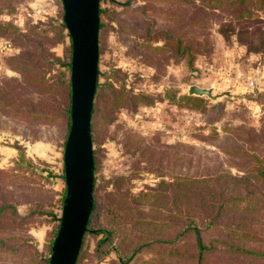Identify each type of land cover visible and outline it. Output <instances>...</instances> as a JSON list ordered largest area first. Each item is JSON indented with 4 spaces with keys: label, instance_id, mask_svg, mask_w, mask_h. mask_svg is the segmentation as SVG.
Returning a JSON list of instances; mask_svg holds the SVG:
<instances>
[{
    "label": "rangeland",
    "instance_id": "1",
    "mask_svg": "<svg viewBox=\"0 0 264 264\" xmlns=\"http://www.w3.org/2000/svg\"><path fill=\"white\" fill-rule=\"evenodd\" d=\"M124 1L98 2V7L105 11L100 15L103 27L97 40L96 83H110L117 88L121 85L137 99L125 97L122 105L114 107L105 125L90 127L94 138L91 145L92 157L93 149L95 155V184L109 181L103 191L115 194L124 189L135 194L160 180L172 182L177 176L212 177L221 169L241 174L233 166L236 160L223 154L219 147L223 141L228 143L234 127L264 130V45L253 51L235 32L244 26L264 29V9L251 6L248 18L240 23L225 13L208 14L202 20L204 26L192 30L182 21L176 24L152 14V10L159 14L185 10L172 0H127L128 6L121 4ZM61 14L60 0H0V21H11L21 32L0 36V80L20 79L18 72L8 67L6 58L25 51H47L49 54L44 56L48 60L55 56L69 61L67 32L64 26L55 27L61 23ZM255 18L259 21L250 23ZM138 21H146L148 31L176 28L183 38L185 34L192 35L197 50L191 63L187 57H177L173 42L161 34L149 41L161 51H141L138 43L142 36L128 29ZM59 31L61 37L57 38ZM52 63L51 70L45 74L47 79L53 81L58 71L63 70L68 82L69 69ZM248 81H252L251 87L247 86ZM192 84L212 85L213 94L228 90L233 96H221L215 101L203 96L200 98L205 110L189 109L180 97L187 95V86ZM170 92L172 101L168 97ZM13 94L19 103L27 100L34 107L48 105L50 109H62L64 105V98L57 92L51 96L34 94L28 85L21 86V82ZM140 95L149 104L143 105ZM94 96L95 91L93 102ZM213 104L216 105L211 108ZM50 118L28 119L0 110V200L9 201L16 217L22 218L20 225H0V235L10 237L6 245L16 249L0 252V264H38L39 260H46L47 264L64 191L61 153L67 132L64 117L50 115ZM37 145V150L31 151ZM119 175L127 179L117 182L115 189L110 181ZM101 192L98 189L96 195ZM200 219L207 217L199 213L197 220ZM117 230L110 245L121 243L119 249L128 251L132 227L123 220ZM260 233L263 235L264 229ZM99 237L83 233L82 250L78 251L75 264H123L108 247H101L100 254L96 252L95 240ZM204 238L214 239L211 228L205 231ZM161 246L160 254L152 248L142 250L137 259L127 264H146L141 260L164 257L166 246Z\"/></svg>",
    "mask_w": 264,
    "mask_h": 264
},
{
    "label": "trees",
    "instance_id": "2",
    "mask_svg": "<svg viewBox=\"0 0 264 264\" xmlns=\"http://www.w3.org/2000/svg\"><path fill=\"white\" fill-rule=\"evenodd\" d=\"M106 1L115 2V0ZM172 1L183 5L185 10L162 14L152 10V14L160 15L163 19L176 24L182 21L189 25V28H193L192 30L201 29L204 26L202 20L208 14L225 13L232 15L236 22L240 23L248 18L251 6L264 9V0ZM121 4L128 6V1ZM104 11L105 9L98 7L97 40L103 27L100 15ZM251 20L250 23L259 21L257 18ZM138 24L128 29L142 36V41L138 43L141 51H161L160 47L152 46L149 42L155 39L157 34H161L164 39L173 42L174 54L177 57H187L191 63L197 50V46L193 47L195 41L192 35L185 34L183 38L176 28L148 31L146 21H138ZM221 26L228 27L230 24L221 23ZM55 27L60 29L63 25L58 23ZM20 33L17 25L11 21H0V36ZM263 33L264 29L261 30L259 26L251 28L244 26L237 30L235 35L249 49L259 51L264 45ZM56 37H61V31ZM41 53L25 51L6 58L8 67L18 72L20 79L9 77L0 80V110H7L11 116H22L28 119H51L50 115L64 117L66 128H68L69 84L63 76L64 71L59 70L53 81H49L45 76L51 70L52 62L67 70L68 61H61L55 56L48 60L44 55L49 53L47 51ZM19 82L21 86L28 85L34 94L51 96L57 92L64 98L62 109H50L48 105L34 107V104L27 100L19 103L14 99L13 94V89L17 84L19 85ZM125 97L137 99L136 95L125 91L121 85L117 88L110 83H96L90 127L105 125L111 118L114 107L122 105ZM168 97L172 101L173 94L168 93ZM138 98L143 105L149 104L141 95ZM180 99L189 109L205 110L203 99L200 97L184 94ZM214 105L216 104H213L211 108ZM262 123L264 124V119ZM262 139H264V130L234 127L228 143L223 141L222 146L219 147L223 154L236 160L233 166L241 174H230L221 169L217 170L212 177L194 179L189 176H177L172 182L160 180L154 186L135 194L124 189H120L115 194L103 191L109 181H101L97 186L93 179L92 207L84 234H89L93 238L100 236L95 240L96 252L100 254L101 247H108L123 264L137 259L138 253L142 250L152 248L160 254L163 250L161 245L166 246L167 253L164 257H152L148 261L141 260L142 263L264 264V234L260 233L264 229V142ZM93 140L91 135L92 143H94ZM94 158L93 149V161ZM19 159H23L22 153H19ZM24 167H28V164H24ZM125 179H127L126 176L119 175L113 177V181L110 182L116 189L115 184L124 182ZM98 189L102 192L96 195ZM199 213L205 215L207 220H197ZM123 220L132 227L133 238L128 243L129 250L122 252L118 247L121 243L116 246L110 244L113 234L118 232L117 228ZM202 220L206 222L200 224L199 221ZM21 221L22 218L16 217L13 205L9 201L0 200V225H20ZM208 228L213 230L214 239L212 240L204 238ZM139 231L142 232L139 233ZM143 235L147 237L142 238ZM8 240L10 237L6 234L0 235L1 253L16 251L6 245ZM81 250L80 248L79 253ZM43 262L46 264V260H39L38 264Z\"/></svg>",
    "mask_w": 264,
    "mask_h": 264
},
{
    "label": "water",
    "instance_id": "3",
    "mask_svg": "<svg viewBox=\"0 0 264 264\" xmlns=\"http://www.w3.org/2000/svg\"><path fill=\"white\" fill-rule=\"evenodd\" d=\"M99 0H60L61 23L70 44L69 124L61 153L64 191L47 264H75L92 207L93 157L90 117L97 78ZM187 95L217 100L213 86L189 85Z\"/></svg>",
    "mask_w": 264,
    "mask_h": 264
},
{
    "label": "built area",
    "instance_id": "4",
    "mask_svg": "<svg viewBox=\"0 0 264 264\" xmlns=\"http://www.w3.org/2000/svg\"><path fill=\"white\" fill-rule=\"evenodd\" d=\"M252 84H253L252 81H248V82H247V86H250V87H251Z\"/></svg>",
    "mask_w": 264,
    "mask_h": 264
},
{
    "label": "crops",
    "instance_id": "5",
    "mask_svg": "<svg viewBox=\"0 0 264 264\" xmlns=\"http://www.w3.org/2000/svg\"><path fill=\"white\" fill-rule=\"evenodd\" d=\"M37 147H38V145L36 146V148L34 150H31V151H33V152L36 151L37 150Z\"/></svg>",
    "mask_w": 264,
    "mask_h": 264
}]
</instances>
